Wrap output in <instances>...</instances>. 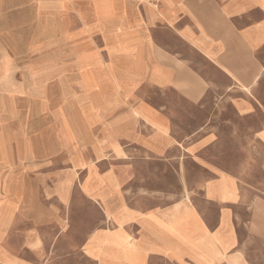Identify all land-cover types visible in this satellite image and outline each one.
Wrapping results in <instances>:
<instances>
[{
	"label": "crops",
	"instance_id": "1",
	"mask_svg": "<svg viewBox=\"0 0 264 264\" xmlns=\"http://www.w3.org/2000/svg\"><path fill=\"white\" fill-rule=\"evenodd\" d=\"M54 1L65 39L81 0ZM83 5L67 57L82 85L106 88L83 117L99 137L64 123L73 172L40 193L0 146V264H264V192L225 160L264 150V0Z\"/></svg>",
	"mask_w": 264,
	"mask_h": 264
},
{
	"label": "rangeland",
	"instance_id": "2",
	"mask_svg": "<svg viewBox=\"0 0 264 264\" xmlns=\"http://www.w3.org/2000/svg\"><path fill=\"white\" fill-rule=\"evenodd\" d=\"M0 6V146L5 154L15 162L13 174L19 180L33 182V187L53 186L55 176L71 174L72 153L77 144L62 142L64 123L72 120L80 128L79 136L91 142L98 136L95 130L87 129L84 116L89 111L92 100H97L106 88H87L78 80L79 73L72 69V60L67 53L74 47L72 36L81 26L74 18L73 11L84 6L87 0L75 8L66 7L65 39L57 32L60 20L54 0H1ZM12 4H8V3ZM7 3V5H5ZM5 5V6H4ZM106 7L96 5L99 20L107 17ZM82 38L80 42L86 43ZM92 46L105 59L104 39L94 36ZM65 53V54H64ZM64 54V55H63ZM88 66L82 63L81 69ZM98 66V73L104 71ZM94 75L86 82L94 81ZM145 95L155 92L147 88ZM156 95V94H155ZM93 159L92 152L87 153ZM235 158V159H234ZM225 160L234 169L236 160L241 165L237 169L247 174L245 183L253 190L264 192V171L257 165L264 161V150L256 149L253 155L242 151H226ZM51 180V181H50ZM24 186L23 184H20ZM40 193L41 188H35ZM264 194V193H263ZM264 197V195H262ZM87 216H96L93 208L84 207ZM74 249L72 243L65 244V250ZM73 264V263H68ZM81 264H90L87 261Z\"/></svg>",
	"mask_w": 264,
	"mask_h": 264
}]
</instances>
